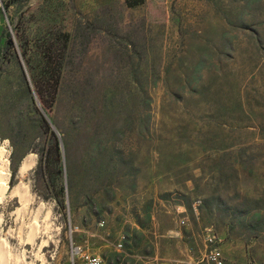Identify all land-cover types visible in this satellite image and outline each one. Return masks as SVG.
Masks as SVG:
<instances>
[{"label": "rangeland", "instance_id": "obj_1", "mask_svg": "<svg viewBox=\"0 0 264 264\" xmlns=\"http://www.w3.org/2000/svg\"><path fill=\"white\" fill-rule=\"evenodd\" d=\"M0 152L9 264H264V0H0Z\"/></svg>", "mask_w": 264, "mask_h": 264}, {"label": "trees", "instance_id": "obj_2", "mask_svg": "<svg viewBox=\"0 0 264 264\" xmlns=\"http://www.w3.org/2000/svg\"><path fill=\"white\" fill-rule=\"evenodd\" d=\"M142 0H123V3L126 7H134L141 3ZM6 45L9 49L12 48V41L7 36L6 37ZM40 59L42 61L43 66V74L40 79L34 78L32 76L31 84L33 88L34 95L38 101V105L40 107V110L44 112V110L47 107V104L50 106L52 103V100L55 96L56 91V83H57V65L59 64L58 60L53 58L51 55V51L48 46L44 45L42 53L40 55ZM43 91L46 95V101L43 97L42 92ZM48 106V107H49ZM38 120L40 121L41 125L44 127V129L47 131V128L45 127V124L43 123V120L38 117ZM50 138H52L51 133L48 132Z\"/></svg>", "mask_w": 264, "mask_h": 264}, {"label": "bare ground", "instance_id": "obj_3", "mask_svg": "<svg viewBox=\"0 0 264 264\" xmlns=\"http://www.w3.org/2000/svg\"><path fill=\"white\" fill-rule=\"evenodd\" d=\"M33 163H34V161H33L32 157L26 158L20 167V170H19L20 175H22L24 172H26L28 169H30V167L33 165ZM7 175L8 174L6 173L5 165L2 163L0 166V202L3 199L4 193L7 189V187H6ZM26 192L27 191H26L25 187L17 186V188H13L12 190H10V196L15 195L20 199V201L26 202L27 201ZM12 258L15 259V263L22 261V257L17 256V255H13L7 250V244H6L5 239L0 237V264H9V261ZM30 264H32V263H30Z\"/></svg>", "mask_w": 264, "mask_h": 264}, {"label": "built area", "instance_id": "obj_4", "mask_svg": "<svg viewBox=\"0 0 264 264\" xmlns=\"http://www.w3.org/2000/svg\"><path fill=\"white\" fill-rule=\"evenodd\" d=\"M206 240L210 242L209 238ZM207 259L211 264H221L218 253L214 249L208 252ZM68 264H101V260L95 255L80 252L79 249L70 248Z\"/></svg>", "mask_w": 264, "mask_h": 264}, {"label": "water", "instance_id": "obj_5", "mask_svg": "<svg viewBox=\"0 0 264 264\" xmlns=\"http://www.w3.org/2000/svg\"><path fill=\"white\" fill-rule=\"evenodd\" d=\"M34 99H35V102H37V101H36V98H34Z\"/></svg>", "mask_w": 264, "mask_h": 264}]
</instances>
